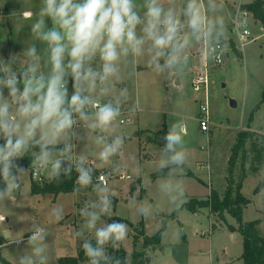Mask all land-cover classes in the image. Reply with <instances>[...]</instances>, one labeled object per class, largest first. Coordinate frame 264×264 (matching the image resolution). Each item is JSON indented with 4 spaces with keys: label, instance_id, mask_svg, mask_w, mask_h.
<instances>
[{
    "label": "clouds",
    "instance_id": "clouds-1",
    "mask_svg": "<svg viewBox=\"0 0 264 264\" xmlns=\"http://www.w3.org/2000/svg\"><path fill=\"white\" fill-rule=\"evenodd\" d=\"M225 8V0H41L37 12L24 10L25 21L35 15L31 41L18 54L0 56V179L4 185L0 204L15 200L27 171L21 160L38 148L32 163L34 176L41 172L51 178L70 176L74 168L78 177L73 191L91 188L96 194L79 212L84 228L92 233L81 243L87 264H129L127 255L109 251L123 246L128 224L120 220L100 223L113 210L110 174L98 176L93 184L94 170L85 166L86 158L73 161L70 155L71 142L79 138L78 122L98 133L97 158L108 164L124 147L126 137L115 135L109 141L105 134L118 122L130 93L124 87L114 100L102 103L101 97L111 94L115 82L122 79V63L131 57L138 67L144 60L157 77L167 74L166 80L179 87L192 48L199 47L205 58L219 62L220 53L229 47ZM138 110L135 104L129 108L130 112ZM187 135V117L171 122L157 163L158 171L167 169L159 188L176 211L188 202L184 182ZM256 135L264 137V128H257ZM118 171L113 169V173ZM129 203L140 217L153 215L151 202ZM51 216L61 221L63 208H53ZM5 218L0 215V222ZM28 231L29 251L18 258V264H51L48 230L33 224ZM82 235L75 233L77 238ZM0 236L17 246L24 242L20 236L13 238L10 230Z\"/></svg>",
    "mask_w": 264,
    "mask_h": 264
},
{
    "label": "rangeland",
    "instance_id": "rangeland-1",
    "mask_svg": "<svg viewBox=\"0 0 264 264\" xmlns=\"http://www.w3.org/2000/svg\"><path fill=\"white\" fill-rule=\"evenodd\" d=\"M251 1L225 0L229 28L228 57L220 66L208 68V132H202L197 121L201 115L199 106L203 103V94L194 92L190 84L191 79L202 71L196 55L200 53L199 47L191 49L195 57H191L179 87H173L166 80L167 74L157 77L146 67L144 60L138 62V67L132 63L131 57L122 63V79L115 82L111 94L101 97V102L114 100L120 89L127 87L130 97L122 105L123 109L129 111L135 104L139 110L129 111L130 122L125 124L119 123L120 118L127 116L122 114L112 130L105 134L109 141L115 135L126 137L124 147L108 164H102L97 158L99 146L95 137L98 133L78 122L79 138L71 142L70 155L73 161L85 157V166L95 171L93 177L110 174L108 188L115 192L111 197L113 210L100 223H108L115 217L128 224V238L122 248L129 262L135 250L147 254L144 264H243V240L237 230L239 223L236 218L224 214L220 219L206 208L192 213L184 205L178 211L174 210V205L159 188L162 177L156 173L160 149L164 146L163 137L170 123L180 116L187 117L185 142L189 160L184 177L187 200L207 199L211 190L219 193L224 190L225 179L222 176L227 173L228 159L238 132L264 128V29L249 15L243 17L240 9L241 3ZM40 6L41 0H0V56L7 58L9 53L23 51L31 41V23L35 15L31 21H25L22 12L32 10L35 13ZM236 13L241 27L249 32L243 48L237 44ZM37 44L38 48L42 47L39 42ZM93 66L96 67V63ZM69 89L71 93V84ZM230 101L235 102V108L230 107ZM35 153L38 151L33 153V160ZM237 163L241 162L238 160ZM243 165L245 170L249 167L248 162ZM254 167H258L257 172L239 180L240 193L248 201L243 206L241 219L243 223L256 222L259 234L264 237V154L260 166L255 161ZM114 168L119 171L113 173ZM26 169L20 181L21 191L16 193L15 200L0 204V215L6 216L5 221L0 222V232L10 230L13 238L20 236L24 242L17 246L1 236L0 258L9 264H18V258L29 251L28 229L33 224L46 228L50 233L46 243L49 244L51 264H58L60 258L76 257L82 250L83 239L92 237V233L84 228L79 212L87 201L96 199L95 192L88 188L79 193H33L31 185L34 181L30 178V168ZM51 179L43 172V182L37 185L42 187ZM131 184L135 187L133 192H130ZM130 201L137 205L151 202L153 215L140 217ZM57 207L64 210V218L59 222L51 216L52 209ZM141 222L149 237L164 224L160 242L155 248L143 249L142 239L136 248L132 246L134 229L140 230ZM77 231L83 233L79 238L75 236ZM0 264L4 262L0 261Z\"/></svg>",
    "mask_w": 264,
    "mask_h": 264
},
{
    "label": "trees",
    "instance_id": "trees-1",
    "mask_svg": "<svg viewBox=\"0 0 264 264\" xmlns=\"http://www.w3.org/2000/svg\"><path fill=\"white\" fill-rule=\"evenodd\" d=\"M242 11L250 13L252 18L259 22L264 29V0H253L249 4L242 5ZM49 26H51L50 22ZM233 46V43L231 44ZM2 142V141H0ZM39 151L38 148H34L32 152L24 156L21 163L25 167L32 168L33 153ZM264 154V138L259 137L256 133L249 131L238 132L236 143L234 144L231 155L228 159L227 173L225 176V187L224 190L219 193L216 190H211L210 196L204 200L190 199L184 207L192 213L197 212L199 209L206 208L211 214L216 215L220 219L224 218V214L231 215L236 218L238 225V232L242 236L243 240V264H264V237L261 236L257 229L256 222L243 223L241 216L243 212V206L247 204V200L244 199L240 193V181L248 174L257 172L258 167H254L255 161L260 166L263 162ZM249 155V157H247ZM239 158V159H238ZM241 163H237V161ZM248 162L249 167L245 170L244 163ZM239 165V167L237 166ZM189 172V171H188ZM95 171H93V175ZM167 174V169L164 172L158 171L156 176L163 177ZM189 174V173H188ZM78 173L73 168L71 175H61L59 178H53L50 182L45 183L42 187L36 183H32L31 191L33 193H44L47 191H54L56 193H67L74 192L75 180ZM237 178V180H235ZM139 181V180H138ZM140 182V181H139ZM96 182H93L95 184ZM3 181L0 179V187H3ZM91 189V188H90ZM92 190V189H91ZM135 190L134 184L130 185V192ZM113 220H120L118 218H112ZM124 222V221H122ZM164 224L162 227L153 235L146 236L144 233L143 222L140 223V230L134 229L132 236V246L136 248L138 241L142 239L143 249L155 248L160 242L161 235L164 230ZM0 238H2L0 236ZM2 243L0 242V245ZM110 252L114 251V254L120 257L126 255L124 249L121 247L117 250L109 249ZM146 253L143 251H133L132 259L129 264H144L147 261ZM0 261L4 264H9L0 258ZM58 264H87V258L83 254V250L78 252L76 257H65L58 259Z\"/></svg>",
    "mask_w": 264,
    "mask_h": 264
},
{
    "label": "built area",
    "instance_id": "built-area-1",
    "mask_svg": "<svg viewBox=\"0 0 264 264\" xmlns=\"http://www.w3.org/2000/svg\"><path fill=\"white\" fill-rule=\"evenodd\" d=\"M238 13H236V18H235V28H236V36H237V44L240 48H243L247 44V39L249 36V32L241 27L240 23L238 22ZM237 46V45H236ZM197 58L199 60V65L202 69L201 72L195 77L191 79V88L194 92L196 93H202L203 94V103L199 106L201 115L200 117L197 118V121L199 123L200 130L202 132H208L209 131V125H210V117H209V108H208V93H209V86H210V81L208 77V68L210 66H220L224 58L228 56L226 49L223 50L220 53V60L219 62L212 60L209 61L207 58H205L201 52L197 53ZM191 57H195L194 54H191ZM129 111H126L123 109V106L121 108V116L123 117L122 114L127 115L125 119L120 118L119 123L120 124H125L126 122H130L129 118ZM204 149V148H201ZM100 176V175H98ZM93 177V182H96L97 177ZM30 178L31 180L34 181V183H42L43 182V172H41L39 175H33V169L31 168L30 170ZM126 179L129 178V176L125 177Z\"/></svg>",
    "mask_w": 264,
    "mask_h": 264
},
{
    "label": "crops",
    "instance_id": "crops-1",
    "mask_svg": "<svg viewBox=\"0 0 264 264\" xmlns=\"http://www.w3.org/2000/svg\"><path fill=\"white\" fill-rule=\"evenodd\" d=\"M252 2V1H251ZM251 2H248V3H241L240 4V7L242 6V5H245V4H249V3H251ZM241 9V8H240ZM242 13H243V17L244 16H250L251 18H252V16H251V14L250 13H247V12H245V11H242ZM253 19V18H252ZM255 23H257V21H255ZM228 57V56H227ZM239 129V128H238ZM248 131H250V130H248ZM250 132H252V133H256V131H250ZM226 176V175H225ZM225 176H222V178H225ZM144 233H145V231H144ZM146 235V234H145ZM147 236V235H146Z\"/></svg>",
    "mask_w": 264,
    "mask_h": 264
},
{
    "label": "water",
    "instance_id": "water-1",
    "mask_svg": "<svg viewBox=\"0 0 264 264\" xmlns=\"http://www.w3.org/2000/svg\"><path fill=\"white\" fill-rule=\"evenodd\" d=\"M229 105H230L231 108H235L236 107V104H235L234 101H230L229 102Z\"/></svg>",
    "mask_w": 264,
    "mask_h": 264
}]
</instances>
